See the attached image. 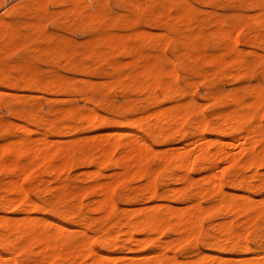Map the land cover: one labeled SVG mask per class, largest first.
I'll use <instances>...</instances> for the list:
<instances>
[{
    "label": "rangeland",
    "instance_id": "rangeland-1",
    "mask_svg": "<svg viewBox=\"0 0 264 264\" xmlns=\"http://www.w3.org/2000/svg\"><path fill=\"white\" fill-rule=\"evenodd\" d=\"M98 1L99 0H0V18L5 17L8 20V22H10L11 24H16V25L21 26L20 27L21 32L25 31V32L21 33V36L23 35L24 40L28 39L27 35H28V37L31 36L29 39L34 40V41L30 40L31 42L29 40H27V42H25L23 40V38H20V40L22 39L23 41L21 40L22 42H20L18 45H16L17 48L14 47L12 53H11V49L9 51L10 53L6 52L9 54V56H8V54L6 56V53L0 55V59H2L1 62L3 64V66L1 65L2 66L1 70L4 71V75H7V76L10 75L13 79H18V80H23V81L28 80L27 76H28V78L35 77L39 82V86L42 88L45 85H48V83L46 84V81L50 82V80L59 76L58 80H57L58 81L57 84L58 85L60 84V87L58 85L57 86L59 88H61V86H63L61 88L62 90L66 84L68 85V87L69 86L71 87L72 85L76 86V87L78 86V88L81 86L82 87L86 86V82H84L85 79L86 80L88 79L87 81H89V83H90V86H89V83H87V86H86L87 88H88V86L90 87V92L87 95V97H89V98L84 99V100L82 98L80 99V96L77 95L76 92H74V89H70V90L63 92V93L59 91V92H56L53 94L52 93H45L44 94L40 90L24 88L23 87L24 82H22V81H20L18 83V85L20 84V86H19L20 88L19 87L8 88L6 86V84H0V144H1L0 146H3V144H6V145L9 144L12 140L16 139L20 134H22L21 130H20L21 128L17 127L15 124L16 123V115H22L24 117V120H26V121H28L31 116L36 115L40 118L41 122H43V124H44V123H47L48 121L50 122L51 117H52L51 121L54 120L53 118L56 119L57 116L60 119L59 116L64 114L68 108H72V109L74 108L73 109L74 115L77 118L76 122L79 126L76 131L70 132L67 128H65V126L60 124L59 126H57L58 127L57 129L61 133L58 130L57 131H51L52 129H50V132H54L53 134L47 133L48 135L50 134V138L54 141H58V140L60 141L61 140L62 142H65L66 145L68 144L67 143L68 141L70 143L72 142L71 147H72L73 152H74V153H72V155H73L72 156V165L70 166V168L61 172L58 175V177L51 178V179H49L48 182L45 181V183H44L45 187L44 188L41 187L42 189L40 188V190L36 191V193L34 195H32V199L36 200V202H39L38 203L39 207L37 208L36 212H32L31 214H32V216H37L38 213H41L46 218H50L54 222H57L58 224L65 225L69 230H72V232H73L72 235L75 236L76 238L80 237V232L83 230L90 237L88 239L96 241V243H95L96 247H98V245H97L98 239L104 234L103 232L106 231V226H99V225H97V223H91L89 225L90 227L86 226V224H88L89 221H93V219L97 217L96 214L89 211L90 202L94 198V194L91 192H88V193H85L84 196H80L78 194H75V191H77V193H78V189L80 192V190L82 188H87V187L93 185L97 181L102 182V181L108 180V179L114 177L113 175L116 172H119V169L115 168L110 163L105 164V166H102V165L96 166L94 164L92 167L91 165H89V163H88L89 159L93 158L94 156L97 157L98 153H100V151L97 150L96 147H95L96 149L94 148V144H92V143H91L92 145L89 144L90 143L89 136L90 137H93V136L96 137V134L97 135L99 134L98 137H96L97 139L106 140V138H108L112 134L124 130V128L122 126L116 124V121L119 118H121V117H125L128 119L133 118V117L138 118L143 112H146V111L151 112V111L155 110L156 107H158V108H156L157 110L161 109L163 106L165 107L168 105V107H169V104L172 107L174 102L176 103V101L179 100V98H180L182 103H183V101L185 103H188L187 100L192 96L201 105L202 114H204V116H206V118H208V120H211L213 122H219L220 123L221 121H223V119H221V117L219 118L220 120H217V118H215V116H214L217 112H220L221 114H224V115H226V114L231 115L233 113L232 116L237 115V114H239L238 116H240V114H241V116L243 115V117L250 116L249 114H251V117L253 118V123H255V122L257 123L258 120H261L264 123V106L260 109V111H256V110H250V112H249V110L247 111V107L253 101V99L251 98L252 96L250 94L253 91V89L261 88L264 90V88L261 87V82H264V79L259 73L260 71L263 70V67H264V31H258L255 28L250 27L238 35V38L240 37L239 40L244 38L243 39L244 43H241L242 45L240 44V46H239V49H238L239 53L238 54H240V55L242 54L243 57L245 56L244 58L248 62V63L246 62V64H245V71L242 70L243 67H242V65H240L241 66L240 67L241 71H240L239 68L237 67V64H235L234 61H232L230 63V61L233 58L236 59L235 57L238 55L237 52L236 51L232 52V51L228 50L229 48L226 46L224 48L225 50L222 49L223 45L221 46L219 44L220 38L219 39L217 38V37H220V36H218L219 30H218L216 25L212 24V23H214V20L216 18H218V16L228 17L231 15L229 18L235 19L234 17L240 18V15L253 14L257 10L250 11L247 9V4L249 3V0H247L248 3L246 2V0H241V1L240 0H191L193 6L195 8L194 14L190 15V18H189V16L187 17L186 14H183V17L181 19H179V23H180V21H182L184 18V21H182L183 23L181 22V25L179 23L177 24L176 20H174L173 17H171L173 19L172 20L173 26H172V24H169V23H171V21L169 19L170 14H172L171 16H174L173 14H176V13H177L176 15H180V13L175 8L176 3L173 4V6H172L173 9L171 10V13L165 12V13H167V16H165L164 10H165V8L169 9L170 5L168 4L169 6H167L168 2L163 3L164 0L163 1L162 0H156L155 7L157 8L156 9L157 12H154V14L156 16L153 14L141 15L140 19H139V23H136V21H135V10H134V7L132 6V2L134 0H130V1L129 0H105V2H104V0H101L102 2L101 1L98 2ZM158 1H159L160 5H158V3H157ZM130 2H131V4H130ZM24 3L25 4L31 3L30 5L40 6L42 9L45 8L44 10H41L42 12L46 13V14H44L45 16L43 19V23L45 24L44 26H46V28L44 31L41 32L44 36L41 33L40 34L35 33L36 31H34V29H32V28L31 29H24L22 27L25 23H27V24L32 23V19L34 17L32 12L27 13L24 17L11 15V18H10V15H8L12 11V9L17 7L18 5H23ZM163 4H164V6H167L164 8V10L162 8ZM99 7H100V9H99ZM71 10L76 11V14H74ZM196 10H197V12H195ZM101 11L103 12L104 15L101 14ZM77 12H79V13L77 14ZM90 13H92L91 15L94 14L93 16L95 19L90 15ZM95 13H97L96 14L97 18L95 16ZM160 13H161V15H160ZM212 13H214L215 16L212 15ZM105 14L107 16L106 17L107 19H103V18H105ZM64 15H65V17H64ZM214 17H216V18L214 19ZM174 18H175V16H174ZM191 18H192V21H190ZM207 18H208V21H210V22L212 21L211 24L208 23ZM211 18H213V19H211ZM81 19H82V22H81ZM188 19H189V21H188ZM168 20H169V23H168ZM197 20H198V22H197ZM201 20L205 21V23H208V24L206 25L204 23V25H203V22H201ZM236 20H237V18H236ZM90 21L95 22V25H89L88 23H91ZM177 21H178V19H177ZM185 21H188V24H187V22L184 23ZM96 22H97V24H99V26L96 25ZM102 22L103 23L105 22L106 24H105V26L103 24L101 27ZM197 23H199L200 25ZM183 24H184V26H183ZM25 25H24V27H25ZM103 26L105 29L103 28ZM32 30L34 31V35H33ZM136 30H138L137 34H136ZM46 31H47V33H44ZM111 31L114 33H112ZM141 31H143L142 34H141ZM147 31L152 32L150 37H152V35H153V37H154L153 41H151V38L145 39L147 37L149 38V35H150V34L149 35L147 34ZM106 32H110L109 33L110 35L107 33L108 36H111V33H112V35L120 34L121 36L118 35L120 37H123L122 35H124L125 38L123 37L122 40L123 39L127 40V43L124 40L123 42H125V45L123 44L124 45L123 47L119 46V47L110 49L109 55L107 52V51H109L108 49L105 48V49L101 50L102 48H104V46H102L99 48V50L102 51L103 54L105 51L107 52V53L105 52V54L103 55L104 58H103V56H102V58L97 57L94 60H92V58H87L92 53L90 44L92 43V41L95 40L94 36H96V38L98 37L99 39H101V37H99V36L102 35L103 36L102 38H104V37L106 38ZM26 33H27V35H26ZM144 33H145V38H144ZM164 33H165V37H164ZM215 33L217 34V36H215V38L218 39V41L216 40L217 44H216L215 39H214ZM55 34L58 37L55 36ZM158 34H160V35H158ZM37 35L39 37L41 36V38H44V41H43V39L38 38ZM157 35H158V38H156ZM243 35H245L246 37H244ZM34 36H36V38H34ZM168 36H169V38H168ZM171 36L173 37V39L170 41L169 39L172 38ZM52 37H55V38L52 40L51 39ZM137 37L138 38L140 37V39H141V41L139 43H136L139 40ZM37 38H38V40H37ZM56 38H58L59 41ZM162 38L164 39V41L162 40ZM165 38H167V39H165ZM60 39H61V41H60ZM50 40H52V41H50ZM129 40L131 42H129ZM167 40H169L168 43H167ZM189 40H191V41L189 42ZM39 41H40V43H38ZM42 41L45 43H43ZM49 41L51 42V45H50ZM57 41H58V43L59 42H62V43H59V46L61 49L59 50V52L56 53L53 51V48L56 45L55 43H57ZM156 41H157V44H156ZM149 42H152V43L149 44ZM145 43L147 45H145ZM163 43L164 44L166 43V44L164 45ZM159 45L161 46V48L164 47V48H162L163 50L161 49V51H160L162 54L159 53L160 49H157L160 47ZM188 46L190 47V49ZM187 48H188L189 52H191L193 50L194 51L191 53L188 52V54H186V51H188ZM252 50L256 53L262 54L263 55L262 59L259 58V59L255 60V58L252 54L249 55V51H252ZM146 52L148 54H146ZM216 52H219L223 58L222 59L223 64L221 66V70H220V67L212 66L213 64L212 65L208 64L205 61V59L212 57V54L217 55ZM222 52H224V53H222ZM139 53L142 56L144 55V57H142ZM153 53H155V56H156V54H157V56H158V54L160 56L155 57V56H153L154 55ZM196 53H198L197 55L199 56L197 60L201 61V58H202L205 61V64H203L204 63L203 60L201 62H199L197 60L188 61V59H186L189 57L190 58L193 57V55ZM219 53H218V55H220ZM232 53H234V54L232 55ZM110 54H112L111 55L112 57L110 56ZM163 54H164V56H163ZM200 54L201 55L203 54V55L200 57ZM209 54H211V56ZM223 54H225V55L223 56ZM105 55H107V58L105 57ZM139 55L142 58H140ZM149 55H150V57H149ZM175 55H177V58ZM109 56H110V58H109ZM137 56L140 58L139 61H138ZM180 56L181 57L183 56L181 58L183 61L180 59ZM207 56H208V58H205ZM146 57L148 60L145 62L144 59H146ZM162 57H165L164 58L165 61H162V59H161ZM247 57H248V59H247ZM167 58H169V59L167 60ZM175 58H176V61H175ZM130 60H131V63L129 62ZM154 60L155 61L157 60V63L154 62ZM158 60H159V62H158ZM169 60L170 61L172 60L171 63L173 62V64L168 63ZM178 60H181L182 63L186 62L187 66L185 67L184 70L180 69L181 68L180 67L181 61H178ZM224 60L227 61L226 62L227 64L225 63ZM250 60H251V62H250ZM135 61H137V62L135 63ZM140 61H141V63H140ZM142 62H144L145 64H143ZM147 62H149V63H147ZM162 62H163V65H162ZM164 62L166 64H164ZM119 63H121L122 66H120V68H117L118 65H121ZM129 63H130V65H132L134 67V69L132 66L128 67ZM114 64L116 66H114ZM141 64H143L144 66H141V68L138 67V65H141ZM230 64H231V66H230ZM26 65H27V67H26ZM125 65H128V66H125ZM178 65H179V67H178ZM146 66H147V68L149 67L147 69L148 71L145 69L143 71L142 68H146ZM156 66H158V67H156ZM163 66L164 67L167 66V67L164 68ZM170 66H173V70L177 69L178 75H180L182 77L181 80L179 78V84L178 85H176L175 83L172 82L171 75H170V77L167 75V74H170L171 71H173V70L170 71V69H171ZM112 67H114L118 70H116V69L113 70ZM130 68L134 70L133 72H135V69L136 70L139 69L140 71H137V72H139V73L142 72V73H140V76H138V73L135 72L134 74L136 76H134V74H133V77L130 78V76H132L130 74L133 73L132 70L130 71ZM152 68H154V69H152ZM215 68L216 69L219 68V69L214 70ZM127 69H129V70H127ZM149 69H151V71ZM236 69L239 70V72H237L238 74L236 73ZM247 69H248V71H247ZM126 70H127V72H126ZM154 70H155V72H154ZM156 70H157V73H156ZM162 70H163V72H162ZM201 70H202V72H201ZM115 71H118L119 73L117 72V74H116ZM149 71L153 72V74H151V76L148 75L150 73ZM159 71L162 73L160 74ZM197 71H200L202 73V75L200 77H198V76L195 77V75H197V73H196ZM206 71H208V72H206ZM129 72H130V74H129L128 78L132 79L133 87L134 86L136 87V88L134 87V89H133L132 85H129V83L130 84L132 83V82H130L131 81L130 79L127 80L128 82H125L126 81L125 78H122L125 74L127 77V73H129ZM147 72H149V73H147ZM167 72H169V73H167ZM83 73H85V76H83ZM122 73H123V75H122ZM165 73L168 76V78L163 76ZM258 73H259V76H258ZM114 74H116L115 76H118V75L119 76L113 78ZM206 74L209 76V79L207 80V82L210 84H213L216 88L215 96H216V102L217 103H214V104L211 102L209 103L208 100L204 99V94L206 92L205 87H203L199 83L196 84V81H198V79L199 80L202 79V81H204V77H207ZM229 74H230V76H229ZM233 74L235 76L237 74L238 78L233 79V76H234ZM30 75H31V77H30ZM161 75L163 76V78L161 77ZM141 76L145 79V81L147 80L146 83L145 82L140 83L141 81L142 82L144 81ZM146 76H149V79ZM110 77H111L112 81L110 80ZM137 77H139V78H137ZM112 78L113 79L117 78L116 82H117V80L119 81L118 85L114 84L115 80L113 82ZM137 79H139L140 81L138 80V82H137ZM231 79H233V80H231ZM81 80H83V81H81ZM98 80L101 82H99ZM109 80L113 83L111 84V82ZM152 80H154V81H152ZM170 80H171V82H170ZM234 80H236V81H234ZM120 81H122V82L124 81V83H126L125 86L129 85L128 88L132 87V88H130L131 90H127V91L119 90V84L120 85L122 84V82L120 83ZM102 82H105V83H102ZM168 83H171L170 84L171 85V92H170L169 96L172 93V96L174 98V99H171V101H170L171 103L168 102L169 100L168 101L165 100V97L163 96L164 95L163 91L160 90L161 85L164 86V84H168ZM184 83H186V84H184ZM142 84H144V86L148 85V87H150V85L152 84L150 88H155L158 86L154 91L155 94L154 93L153 94L152 93L151 94L150 93L144 94L145 91L143 92L140 89L142 87V86L140 87V85H142ZM67 85H66V88H64V89H68ZM123 85L124 84H122V86ZM172 85H174V86H172ZM180 85L186 89L185 94H184L185 89L183 87H181ZM176 86L177 87L179 86V88H178L179 90L182 88V91H183L182 96L183 97L182 96L179 97V95L177 94V93H180V95H181V91H179L176 88ZM108 87H109V89H108ZM120 88H121V86H120ZM123 88H125V87L123 86ZM249 88H250V90H249ZM135 89H137V90H135ZM157 89L160 92L157 91ZM235 89H236V92L238 94L235 92ZM231 90L233 93L231 92ZM156 91H157V93H156ZM173 91L175 94L173 93ZM149 94L151 97H149ZM229 94L230 95L233 94L232 97ZM78 96H79V98L76 99ZM235 96H236V99L234 101ZM237 97L238 98L240 97L239 99L244 98L245 100H241L242 101L241 102ZM42 98H45V99H42ZM47 98L48 99L50 98L51 100L50 99L48 100ZM148 98H150L151 100L153 98H155L156 99L155 105L146 103ZM229 98L234 102L232 103ZM217 99H219V101ZM246 99H248V100H246ZM237 100H239V102ZM236 101L238 102V105H236L237 104ZM153 103H154V101H153ZM239 103L240 104L244 103L247 106H245L244 104L239 106ZM1 105H2V107H1ZM235 105L238 107H236ZM87 106L88 107H94L100 115L105 117L102 124L97 125V126L86 125L81 120H79L81 117V113L83 114L84 112H86ZM174 106H176V105H174ZM233 106H235V107H233ZM236 108L238 109V111H236L237 110ZM242 108H243V111H240ZM177 110L181 114L183 113V114L187 115V119H186L185 123H183V125L180 126L181 129L183 126L184 127L182 130H184V131H186V130L188 131L191 128H193L195 125V122L193 123V120L194 121L198 120V117L195 115V113H194V115H195L194 116L193 111L191 109L186 110L183 106ZM185 110H186V112H182ZM190 111H192V113ZM243 112L246 114L245 116H244ZM189 113H191L190 116H189ZM253 114H255V115L253 116ZM55 115H56V117H55ZM62 117H63L62 119H65L64 118L65 115L64 116L62 115ZM222 117H223V115H222ZM254 125H256V124H254ZM190 126H193V127L190 128ZM176 127H178V128H176ZM176 127L174 128V130H172V132H177V130L180 129L179 126H176ZM18 128H19V130H18ZM31 128L34 130L33 136L35 138L40 135V132H42V131L44 132L42 127H40V128L31 127ZM185 128H186V130H185ZM190 131L193 132L194 130L192 129ZM139 132L144 136L146 141L154 149H157V150H160V149L164 150L165 148L167 149L168 147H173V146L175 148L176 147L180 148L183 144H186L188 142L190 143L192 141L190 134H187L186 136L181 137V135L174 133L168 139V142L166 145V143L163 142L162 138L151 139L148 137V135L146 134L145 131H139ZM235 136L236 135H233V134L228 136L227 137L228 138L227 144L224 146L230 154L237 156L239 151L245 146V144L243 143V139H241V141H239V142H236L235 138H233ZM73 139H75V140L73 141ZM78 140H79V143L82 142V146H80V144L79 145L74 144V142L75 141L78 142ZM168 143H169V146H168ZM83 144H84V147H83ZM197 144H198V141H195V145L190 147L189 150H187V151L191 152L192 156H194L196 151L200 148V146ZM120 152H121L120 149L116 148V150L113 154V160L119 158ZM162 155H164V154H162L160 152L158 154H155V157H152L150 159L151 167L153 168V171H155L154 174L152 173V178H151V176L149 178L145 177V176H141L139 173L131 174L130 176L127 177V180L125 178V180L121 183L122 185L119 187L120 189L116 188V191H118V192H116V195H115L117 197L116 201L118 203V214L121 213V210L123 208L128 207L127 197H131L130 196L131 193H134L135 191L137 193V197L134 198V206H132V208H137L138 205H140L142 202L147 201L149 198V195L146 192H144L143 190H144V187L146 185H148V183H150V182L151 183L153 182L156 185V187L158 189V194L159 195L164 194V196H167L168 200L176 208H183V207H186L187 205L190 204V203L184 202L183 199H186L184 197H186V196L190 197V198L192 197V199L196 197L197 187L200 184H202L203 177L206 176L207 171L204 169L205 166H198L197 164H195L194 166H191V168L189 170H187V172L185 173V171H186L185 169L176 168L175 165H173V163L164 162L163 160H161ZM25 159L22 160L21 163L23 165L32 166V165H30L31 164L30 163L31 156L30 157L27 156V158H25ZM34 162L35 161H33V163ZM73 162H74V164H73ZM163 162H164V164H163ZM170 163H171V165H170ZM227 164H228L227 162L221 163L217 173H220L221 172L220 170H225V171L229 170V167H228L229 164L228 165ZM74 167H76V168H74ZM101 168H102V170H101ZM172 168H173V170H172ZM198 168H199V171H198ZM184 173L188 174L192 178V183H191L192 186H190L186 189V191L184 192L185 196L182 197V196H180V194H178L177 191H175V190H179L182 187L181 183L174 181V180H175L176 176L184 175ZM250 173L251 172H247L246 173L247 178L245 179L246 181L244 179L243 180L245 181V184L249 183L248 185L253 186V191L251 193L253 199L260 200L264 196V189L261 187V185H263L262 181H261L263 178H262V176H260L258 178L259 180L255 179L254 177H252V173L251 174ZM259 173L263 174L264 168H261L259 170ZM231 175H233V174H231ZM229 179L230 178L224 179L225 191H226V194L228 197H232L233 194L234 195L247 194L244 192V189L243 190L238 189V188H240L238 186V184L240 183V181H242V178L240 176H236V178L233 181H230ZM7 181H9V177L6 174V172L0 171V195H1L0 196V205H2V202H4L5 200H7L10 197V194L8 193L9 182H7ZM21 182H22V180H21ZM35 183H37V181L31 180L30 178L28 180L26 179L24 181L25 185L35 184ZM62 186H64V189L60 188ZM81 186H82V188H81ZM57 187H59V188L57 189ZM232 187H234V188H232ZM62 190L64 192H62ZM72 191L74 192V195H76V197L73 195ZM138 191H141V192H139L140 194L138 193ZM171 191H174V192L171 193ZM261 191H262V193H261ZM168 193H170V194H168ZM174 194L175 195L178 194L179 196L178 195L175 196ZM180 197L182 200L180 199ZM79 201H82L81 212H79V214L76 217H74L72 219H68V220H64L62 218V216L54 214L53 212H51V210L49 208L51 205H54L60 211H62L61 209H63V210L64 209H67V210L73 209L74 211H77V207H78L77 205H78ZM181 201H183V203ZM125 202H126V204H125ZM201 202H202V205L204 207H207V206L210 207V205H212V204L214 205L217 202V194L213 193L210 196L209 195L205 196L203 199H201ZM6 211L7 212H14V216L16 218L24 217V214L22 213V210H20V209H16V211H15V208H13V209H6ZM3 214H2L1 209H0V215H3ZM208 215H209V218H208V216H206V219H204L205 221H203V232H202V236H201V240H202L203 244L200 243L199 247H197L193 244L181 245L180 247H176L174 245H171L169 255L174 253V254H176V256L178 258L177 259L178 261L175 262L174 264H185L182 262L185 258H187V260H194L197 258V256L202 255L203 253H208V254H212V255H219V253H218L219 250L217 248H219L220 250L225 249L223 256L225 259H228V260H232V259H236V258L237 259L246 258V257L248 258V257H251L253 254L262 253V252L264 253V215L257 217V219L255 221H253V223L255 222L254 224L250 223V224H247V226L241 223L243 221V218H244L243 215L244 214L236 215L235 213H232V212L228 213V212H223L221 210L214 209V210H211L210 214H208ZM254 215H255V213H254ZM87 218H90V220ZM226 220H227V222L229 221L228 223H230L232 225V227L235 231L240 232V233H244L245 231H247V236H248L247 239L250 240L251 251H249L248 253L243 252L242 245H244L243 243L245 242L243 239L242 240L240 239V241H239L240 244L235 249H232V246L230 243L219 238L218 232L220 231V227L217 225H219L220 223H226ZM86 221H87V223H85ZM204 230H206V232ZM207 230H208V232H207ZM248 233H250V234H248ZM118 236H120V240L118 242V245L112 248L114 256H122V255H125L128 253L127 247H129V242L127 241V236H123L120 234H118ZM124 237H125V239H124ZM135 237L140 239V238H144V235L143 234H137V235H135ZM173 238L174 237L172 235H168V236L166 235V236L161 237V240H162V242H169ZM204 242H206V243L204 244ZM207 243L211 244V245L207 246L208 245ZM149 250L150 249L148 248V249H144V250H140V251H136V252H137L138 256L141 255V257L142 256L148 257L150 255ZM241 253H243V254H241ZM7 257H11V256L7 255ZM14 257L17 259H21V258L27 259L29 257V255H27V254H24L23 256L15 255ZM229 258H231V259H229ZM253 262H255L256 264H264V259H259V260L253 261ZM202 264H206V262L202 263Z\"/></svg>",
    "mask_w": 264,
    "mask_h": 264
},
{
    "label": "bare ground",
    "instance_id": "bare-ground-1",
    "mask_svg": "<svg viewBox=\"0 0 264 264\" xmlns=\"http://www.w3.org/2000/svg\"><path fill=\"white\" fill-rule=\"evenodd\" d=\"M100 1L101 0H99L98 2H100ZM104 2H105V0H104ZM166 2H168L167 6H169V5L170 6H169V9L165 8L167 6H164V4H163V7L161 6L163 8V10L165 8L164 13L165 12L171 13V10L173 9L172 6L175 3H176L175 8L180 13V15H176L177 13L173 14L175 16V18H174V16H171L172 14H170L169 19H170L171 23H169V20H168V23L172 24V26H173V22H172L173 19L176 20V22L178 24L179 19H181L183 17V14H186V16L187 17L189 16V18H190V15L194 14L195 8H194L191 0H164L163 1V3H166ZM246 2L248 3L247 0H246ZM155 3H156V0H134L132 2V6L134 7V10H135V21H136V23H139V19H140L141 15H145V14L155 15L154 12H157V10H156L157 8L155 7ZM157 3H158V5H160L159 1ZM30 4L31 3H29V4L24 3L23 5H18L17 7L12 9V11L8 15H10V18H11V15L24 17L27 13L32 12L33 16H34L33 19L31 18L32 23H28V24L25 23L26 24V25L24 24L25 27H24V25L22 27L24 29H31L32 28V29H34V31H36L35 33L40 34L46 28V26H44L45 24L43 23V19L45 16L44 14H46V13L41 11V10H44L45 8L42 9L40 6H34V5H30ZM130 4H131V2H130ZM99 9H100V7H99ZM247 9L250 11H252V10H257V11L254 12L253 14L240 15V18L234 17L235 19H232V18L230 19L229 17L231 15L228 17H225V16H218V18L214 17V19L216 18L214 20V23H212V21L211 22L208 21V18H207L208 23H210V24L212 23L213 25L217 26V28L219 30L218 36H220L217 38L218 39L220 38L219 44L221 46L222 45L224 46V47L222 46L223 50H225L224 48L226 46L229 48L228 50H230L232 52L236 51L238 54L239 53L238 49H239L240 44L244 43V41H243L244 38L240 39V40H239L240 37L238 38V35L240 33L244 32L245 30H247L250 27H253L258 31H264V0H249V3L247 4ZM72 12L74 14H76V11L73 10ZM79 12H77V14ZM195 12H197V10ZM91 14L92 13H90V15ZM96 14L97 13H95V16L97 18ZM101 14L104 15L102 11H101ZM93 15H91V16L94 18ZM160 15H161V13H160ZM164 15L167 16V13H165ZM212 15H214V13H212ZM64 17H65V15H64ZM106 17L107 16L105 14V18H103V17L102 18L107 19ZM171 17H173V19ZM236 18H237V20H236ZM177 19H178V21H177ZM211 19H213V18H211ZM182 21H184V18ZM182 21H180V23H179L180 25H181ZM188 21H189V19H188ZM188 21H185L184 23L187 22V24H188ZM190 21H192V18L190 19ZM81 22H82V19H81ZM92 22L88 23V24L89 25H95V22H93L94 24ZM197 22H198V20H197ZM201 22H203V25H204L205 21L201 20ZM208 23H205V24L207 25ZM103 24L105 26L106 23L102 22L101 27ZM197 24H199V23H197ZM96 25L99 26V24H97V22H96ZM104 26H103V28H104ZM183 26H184V24H183ZM20 27L21 26H19V25L11 24L10 22H8V20L5 17L0 18V55L5 54L6 52H9L10 49H11V53H12L13 48L16 47V45H18L20 42H22L24 40L23 35L21 36V33L25 32V31L21 32ZM34 31L32 30L33 35H34ZM137 31L138 30H136V34H137ZM142 32L143 31H141V34H142ZM148 32L149 31H147V34L148 35L150 34L149 38L148 37L145 38V33H144V38L145 39L151 38V41H153V39H154L153 35H152V37H150L152 32H149V33ZM44 33H47V31ZM107 33L109 34L110 32H106V38L105 37L102 38L103 36L101 35V36H99V37H101V39H99L98 37H97L98 38L97 39L96 36H94L95 40L93 39L94 41H92V43L90 44L92 53L90 52L91 54L87 58H92V60H94L97 57L102 58V56L106 52L105 51L103 54V52L99 50V48L102 46H104V48H102L101 50H103L105 48L108 49L109 51H107V52L109 55L110 49H113V48H116L119 46L123 47L125 45V42H123L125 39L122 40L124 35H122L123 37H120L121 36L120 34H118L120 36H118L117 34L112 35V33H114V32H112L111 36H108ZM26 35H27V33H26ZM158 35H160V34H158ZM158 35L156 38H158ZM55 36H57V35L55 34ZM215 36H217L216 33L214 35V39L216 42V40L218 41V39H216ZM243 36L246 37L245 35H243ZM30 37H28V35H27V38H28L27 40L30 41L31 40V39H29ZM164 37H165V33H164ZM20 38H23V40L21 39L22 40L21 41ZM34 38H36V36H34ZM38 38H41V36L40 37L38 36ZM38 38H37V40H38ZM54 38L55 37H52L51 39L53 40ZM168 38H169V36H168ZM41 39H43V41H44V38H41ZM56 39H58V38H56ZM138 39L139 40L136 43H139L141 41L140 37ZM165 39H167V38H165ZM172 39H173V37L170 38L169 40L171 41ZM27 40L25 39L24 41L27 42ZM52 40H50V41H52ZM162 40L164 41L163 38H162ZM169 40H167V43ZM31 41H34V40H31ZM58 41H59V39H58ZM58 41H57V43H55L56 45L53 48V51L56 53L59 52V50L61 49L59 46V43H62V42L58 43ZM60 41H61V39H60ZM125 41L127 43V40H125ZM190 41L191 40H189V42ZM129 42H131V41L129 40ZM38 43H40V41ZM43 43H45V42H43ZM150 43H152V42H149V44ZM156 44H157V41H156ZM216 44H217V42H216ZM50 45H51V42H50ZM145 45H147V44L145 43ZM162 48H164V47H162ZM162 48H161V46L159 48H157V49H160L159 50L160 54H162L160 52ZM189 49H190V47H189ZM187 50H188V48H187ZM193 51H191V52H193ZM188 52H189V50L186 51V54H188ZM191 52H189V53H191ZM224 52H222V53H224ZM218 53L219 52H216L217 55L212 54V57H210V58H208V56L205 57V58H208V59H205V61L208 64H211V65L213 64L212 66L220 67V70H221V66L223 64V61H222L223 58H222V55L220 53H219L220 55H218ZM7 54L8 53H6V56H7ZM112 54H110V56ZM146 54H148V53L146 52ZM153 54H154L153 56H155V53H153ZM197 54L198 53L194 54L193 57H191L192 59L190 57L186 58V59H188V61H190V60L195 61L199 57ZM233 54L234 53H232V55ZM250 54H252L254 56L255 60L259 59V58L262 59V57H263L262 54L256 53L253 50L249 51V55ZM140 55H139L140 58L144 57V55L143 56L141 55L142 57ZM202 55L200 54V57ZM209 55L211 56V54H209ZM224 55L225 54H223V56ZM8 56H9V54H8ZM110 56H109V58H110ZM158 56H160V55L158 54ZM158 56L156 54L155 57H158ZM163 56H164V54H163ZM175 56L177 58V55H175ZM105 57L107 58V55H105ZM139 57H138V61L140 59ZM149 57H150V55H149ZM182 57L180 56V59ZM244 57L242 56V54L241 55L238 54L235 57L236 59L231 58L232 60L231 61L229 60V61H230V63L232 61H234L235 64H237V67L239 68V70L241 67L240 65H242V67L244 68V69L242 68V70L245 71V64H246L247 60H245ZM103 58H104V56H103ZM164 58L165 57L161 58L162 61H165ZM176 58H175V61H176ZM168 59L169 58H167V60ZM247 59H248V57H247ZM131 60L129 61L130 63H131ZM144 60L146 62L148 60L147 57ZM181 60H178V61H181ZM202 60L203 59L201 58V61ZM1 61H2V59H0V84H6V86L8 88L19 87L20 84L18 85V83L20 81H22V82H24V85H23L24 88L40 90L44 94L45 93H52L53 94V93H56L59 91L63 93V92H66L70 89H74V92H76V94L80 96V99L82 98L84 100V99L89 98V97H87V95L90 92V87H89L90 83H89V81H87L88 79L87 80L85 79L86 81L84 79L83 80H84V82H86V86H87V83H89V86H88L89 89L86 86H83V87L81 86L78 88V86L76 87V86L72 85L71 87L70 86L68 87V85L66 84L68 89H64V88H66V85H65L63 90H62L61 88L63 86H61V88H59L60 84L59 85L57 84V82H58L57 80H58L59 76L53 78L52 80H50V82L46 81V84L48 83V85H45L42 88L39 86L38 80L35 77H31V75H30L31 78H28V76H27L28 80H24V81L18 80V79H13L10 75H8V76L4 75V71L1 70V67L3 66ZM141 61H140V63H141ZM169 61H168V63H171L172 60L170 62ZM182 61L180 63L181 64L180 69L184 70L185 67L187 66V64H186V62L182 63ZM197 61H199V60H197ZM201 61H199V62H201ZM205 61L203 64H205ZM136 62L137 61H135V63ZM154 62L157 63V60L156 61L154 60ZM158 62H159V60H158ZM226 62L227 61H225V63ZM250 62H251V60H250ZM130 63H129V66L128 65H125V66H128V67L132 66V65H130ZM142 63L145 64L144 62H142ZM147 63H149V62H147ZM119 64H121V63H119ZM143 64L138 65V67L141 68V66H144ZM164 64H166V63L164 62ZM171 64H173V62ZM162 65H163V62H162ZM114 66H116V65L114 64ZM120 66H122V64L118 65L117 68H120ZM230 66H231V64H230ZM26 67H27V65H26ZM156 67H158V66H156ZM166 67H164V68H166ZM170 67H171V69L169 68L170 71L173 70V66H170ZM178 67H179V65H178ZM112 68H113V70L116 69L114 67H112ZM148 68L146 66V68H142V70L144 71V69L147 70ZM133 69H134V67H133ZM133 69L130 68V71L132 70V72H133L134 71ZM152 69H154V68H152ZM218 69L215 68L214 70H218ZM116 70H118V69H116ZM127 70H129V69H127ZM127 70H126V72H127ZM149 70L151 71V69H149ZM239 70L236 69V73L239 72ZM137 71H140V70L135 69V72L138 73V76H140V73H142V72L139 73ZM247 71H248V69H247ZM115 72L117 74L118 71H115ZM135 72H133L132 74H130V72H129V73H127V77L125 74L124 75L125 77L123 76L122 78H125V80H126L125 82H128L127 80L132 78L133 74ZM149 72H147V73H149ZM154 72H155V70H154ZM162 72H163V70H162ZM162 72H160V74ZM201 72H202V70H201ZM201 72L197 71L196 72L197 75L194 74L195 77H197V76L200 77L202 75ZM206 72H208V71H206ZM156 73H157V70H156ZM167 73H169V72H167ZM259 73L264 79V67H263V70L260 71ZM259 73H258V76H259ZM116 74H114L113 78L119 76V75L115 76ZM129 74L132 75V76H130V78H128ZM151 74H153V72H150L148 75L151 76ZM237 74H236V76L233 74L234 75L233 79L238 78ZM122 75H123V73H122ZM162 75H161L162 78H163V76L168 78V76L170 77V75H171L172 82L175 83L176 85L179 84V78H180V80L182 78L180 75H178L177 69H174L173 71L170 72V74H167L168 76L166 75V73L163 76ZM83 76H85V73H83ZM134 76H136V75L134 74ZM229 76H230V74H229ZM146 77H148V79H149V76H146ZM137 78H139V77H137ZM116 79H113V82L115 80L114 84L118 85L119 81L117 80V82H116ZM142 79L144 81L143 82L141 81L140 83H144V82L146 83L147 80L145 81V79L143 77H142ZM208 79H209V76L207 75V77H204V81H202V79H200V80L198 79V81H196V84L199 83L203 87H205L206 92L204 94V99L208 100L209 103L211 102L214 104V103H217L216 102V96H215L216 88L213 84H210L207 82ZM233 79H231V80H233ZM83 80H81V81H83ZM110 80H111V77H110ZM130 80H131L130 82H132V79H130ZM138 80L139 79H137V82H138ZM154 80H152V81H154ZM234 81H236V80H234ZM99 82H101V81H99ZM113 82H111V84ZM121 82L122 81H120V83ZM170 82H171V80H170ZM102 83H105V82H102ZM122 84H124L123 86L125 88H123ZM122 84L121 85L119 84V90H121V91L131 90L130 88L133 87V82L131 84L129 83V85H132V87H130V88H128L129 85L125 86L126 83H124V81L122 82ZM170 84L171 83L164 84V86L163 85L160 86V90L163 91V94H164L163 96L165 97L166 101L169 100L168 102H170L171 99H174L172 96V93L169 96V94L171 92V85ZM184 84H186V83H184ZM151 85H150V87H151ZM120 86H121V88H120ZM172 86H174V85H172ZM134 87H133V89H134ZM140 87H141L140 89L143 92L145 91L144 94L145 93H150V94L152 93L153 94L155 89L158 86L157 87L154 86L155 88H150V87H148V85L144 86V84H142V85H140ZM181 87H183V86H181ZM176 88L178 89L179 86L178 87L176 86ZM108 89H109V87H108ZM137 89H135V90H137ZM249 90H250V88H249ZM157 91H159V90L157 89ZM157 91H156V93H157ZM179 91H181V95H180V93H177V94L179 95V97H181L183 95L182 94L183 93L182 88ZM185 91H186V89L184 90V94H185ZM231 92H232V90H231ZM235 92H236V89H235ZM173 93H174V91H173ZM150 94H149V97H151ZM250 94L252 96L251 98L253 99V101L247 107V111L248 110H249V112H250V110L260 111V109L264 106V90L261 88H256V89H253V91ZM232 95H230V96L232 97ZM79 96L76 99H78ZM155 98L152 99L154 101V103L150 98L147 99L146 103L155 105V100H156ZM42 99H45V98H42ZM235 99H236V96L234 98V101H235ZM188 100H187L188 103H185L184 101L182 103L180 98H179V100H177L176 103L174 102L173 105L171 104L172 107L170 106V104H169V107H168V105L165 107L163 106L159 110H157L156 108H158V107H156L155 110H153L151 112H149V111L143 112L138 118L133 117V118L128 119L125 117H121L116 121V124L122 126L124 128V130L112 134L111 136L106 138V140L97 139L96 137H98L99 134L98 135L96 134V137L93 135H92L93 137L89 136V138H90L89 144H91V143L94 144V148L96 147L97 150L100 151V153H98L97 157L94 156L93 158L89 159V162H88L89 165H91L92 167L94 164L96 166L97 165L98 166L99 165L105 166V164L110 163L115 168L119 169V172H116L113 175L114 177H112L108 180L102 181V182L97 181L93 185H91L87 188H82V186H81L82 189L80 190V192L78 189V193H77V191H75V194H78L80 196H84V194L88 193V192H91L94 194V198L90 202L89 211L96 214L97 217L94 218L95 217L94 216L93 217L94 222L89 221V223L86 224V226L90 227L89 225L91 223H97V225H99V226H106V231L103 232L104 234L98 239V242H97L98 247H96V244L93 243V240L88 239L90 237L83 230L80 232V237L76 238L75 236L72 235V233H73L72 230H69L65 225L58 224L57 222H54L52 219L46 218L41 213H38L37 216H32V214H31L32 212H36L37 208L39 207V204H38L39 202H36V200H33L32 195H34L36 193V191L40 190L41 187H43V188L45 187L44 186L45 181L48 182L49 179L58 177V175L61 172L70 168V166L72 165V156H73L72 153H74L73 149L71 147L72 142L70 143L68 141L67 143L69 145L68 144L66 145V143L62 142L61 140L60 141L59 140L54 141L50 138V134L48 135L47 133L53 134L54 132H50V129H52L51 131H57L58 130L57 126H59L60 124L65 126V128H67L70 132L76 131L79 126L76 122L77 118L74 115V110H73L74 108L73 109L68 108L66 110V112L64 114H62L63 116L65 115V117H64L65 119H62L63 117L61 115V116H59L60 119L57 116L58 119L53 118L54 120L51 121V119H52V117H51L50 122L47 120L48 122L46 121L47 123H44V124H43V122H41L40 118L36 115L31 116L28 121L24 120V117L22 115H16V123L15 124L17 127L21 128L20 130H21L22 134H20L16 139L12 140L9 144H7V145L3 144V146H0V171L6 172V174L9 177V181H7V182H9L8 193L10 194V197L7 200H5L4 202H2V205H0L1 212H2V214L4 213L3 215H0V264H174L175 262L178 261L177 260L178 258L176 256V254H174V253L169 255L171 245H174L176 247H180L181 245L193 244V245L199 247L200 243L203 244V242L201 240V236H202V232H203V221H205L204 219H206V216H208V218H209L208 214H210L211 210L217 209V210H221L223 212H228V213L232 212V213H235L236 215L244 214L243 215L244 218H243V221L241 223L246 225V226H247V224H250V223L254 224L255 222L253 223V221H255L257 219V217L264 215V196L260 200L253 199V197L251 195V193L253 191V186L248 185L249 183L245 184V181H246L245 179L247 178L246 177L247 172H251L252 177H254L255 179H258L260 176H262L263 179L261 181H262L263 185H261V187L264 189V173L263 174L259 173V170L261 168H264V147H262V145H264V123L261 120H258L257 123L256 122L253 123V118L251 117V114L248 113L250 116H245L246 114L244 112L243 113H244L245 117H243V115L241 116V114H240V116H238L239 114L232 116L233 113L231 115L230 114L224 115V114H221L220 112H217L214 115L215 118H217V120H220L219 118L221 117V119H223V121H221L220 123L219 122H213L211 120H208V118H206V116H204V114H202L201 105L199 104V102L196 101V99L193 96L190 97ZM217 100L219 101V99H217ZM239 100L241 101V100H245V99L243 98V99H239ZM239 100H237V101L239 102ZM246 100H248V99H246ZM230 101L232 103L234 102L231 99H230ZM238 102L236 105H238ZM243 104L244 103H242V104L239 103V106L243 105ZM174 105H176V106H174ZM244 105L247 106L246 104H244ZM182 106L186 110L191 109L193 111V115L195 113V115L198 117L197 121L193 120V123L195 122L194 127L190 126V128L193 127L190 129V130L193 129L194 130L193 132L190 130L187 131L185 128V130L187 131L186 132V131L182 130L184 126L182 127V129L180 127L183 125V123H185V121L187 119V115H185L183 113H182L183 114L182 115L177 110V109H180ZM235 106H233V107H235ZM1 107H2V105H1ZM236 107H238V106H236ZM186 110L182 111V112H186ZM192 111H190V112L192 113ZM236 111H238V109ZM240 111H243V108ZM191 113H189V116ZM222 115H223V117H222ZM254 115L255 114H253V116ZM55 117H56V115H55ZM104 118L105 117L100 115L94 107H88L87 106L86 112H84L83 114L81 113V117L79 120H81L86 125L97 126V125H100L103 123ZM254 124H256V125H254ZM176 126H179L180 129H178L177 132H172V130H174V128ZM31 127H35V128L42 127L44 132L43 131L40 132V135L35 138L33 136L34 130ZM19 128H18V130H19ZM176 128H178V127H176ZM139 131H145L146 134L148 135V137L151 139L162 138L163 142H165L166 145H167L168 139L174 133L181 135V137H184L187 134H190L192 141L190 143L188 142L186 144H183L180 148H177V147L175 148L173 146L174 148L168 147L167 149L165 148L164 150H161V149L157 150V149H154L146 141L144 136ZM231 134L236 135L235 137H233V138H235L236 142H239V141H241V139H243V143L245 144V146L239 151L237 156L230 154L224 146L227 144V141H228L227 137L230 136ZM74 140L75 139H73V141ZM195 141H198L197 145H199L200 148L196 151L194 156H192L191 152L187 151V150H189L190 147L195 145ZM74 144H78V145L80 144V146H82V142L79 143V140H78V142L75 141ZM168 146H169V143H168ZM83 147H84V144H83ZM116 148H119L121 152L119 154L120 155L119 158L113 160V154H114ZM160 152L162 154H164L161 156V160H163L164 162L173 163V165H175L176 168L185 169L186 170L185 173L187 172V170H189L191 168V166H194L195 164H197L198 166H205L204 169L207 171L206 176L203 177L202 184H200L197 187L196 197L193 199H192V197L191 198L187 197V196L184 197V198H186V199H183L184 202L190 203V204L187 205L186 207H183V208H176L168 200L167 196H164V194L159 195L156 185L153 182L152 183L150 182V183H148V185H146L144 187V190H143L144 192H146L149 195L148 200L145 202H142L140 205H138L137 208H132V206H134V198L137 197V193L135 191L134 193H131V195H130L131 197H127L128 207L123 208L121 210V213L118 214V203L116 201L117 197L115 196L116 192H118V191H116V188H119L122 185L121 183L125 180V178L127 180V177L130 176L131 174L139 173L141 176H145L148 178L151 176V178H152V173L154 174L155 171H153V168L151 167L150 159L152 157H155V154H158ZM27 156L28 157L31 156V161H30L31 164L30 165H32V166L23 165L21 163V161L24 160L25 158H27ZM33 161H35V162L33 163ZM164 162H163V164H164ZM223 162H227L229 164V165L227 164L229 167V170H227V171L220 170L221 172L217 173L218 169L220 167V164ZM171 163H170V165H171ZM73 164H74V162H73ZM74 168H76V167H74ZM101 170H102V168H101ZM172 170H173V168H172ZM198 171H199V168H198ZM185 173H184V175L176 176V178L174 180V181L181 183L182 187L179 190H175V191H177L178 194H180V196H182V197L185 196L184 192L186 191V189L188 187L192 186L191 185L192 178L188 174H185ZM231 174H233V175H231ZM236 176H240L242 178V181H240V183L238 184V186L240 187L238 189H242V190L244 189V192L247 194H240V195H234L233 194L232 197H228L226 194V191H225L224 179L230 178L229 180L233 181L236 178ZM29 178L31 180L37 181V183L25 185L24 181L26 179L28 180ZM21 180H22V182H21ZM58 188L59 187H57V189ZM60 188L64 189V186H62ZM232 188H234V187H232ZM62 192H64V191L62 190ZM139 192H141V191H138V193ZM172 192H174V191H171V193ZM213 193L217 194V202L214 205L213 204L210 205V207H208V206L204 207L202 205L201 199H203L205 196H208V195L210 196ZM261 193H262V191H261ZM168 194H170V193H168ZM178 194H176V195L174 194V195L177 196ZM73 195H74V192H73ZM74 196L76 197V195H74ZM180 199H181V197H180ZM181 202L183 203V201H181ZM125 204H126V202H125ZM77 206H78L77 211H74L73 209H70V210L61 209L62 211H60L54 205H51L49 208H50L51 212H53L54 214L62 216V218L64 220H68V219H72V218L76 217L79 214V212H81L82 201H79ZM13 208H15V211H16V209L22 210L24 217L16 218L14 216V212H7L6 211V209H13ZM254 213H255V215H254ZM87 219L90 220V218H87ZM228 222L226 220V223H220L219 225H217L220 227V231L218 232L219 238L230 243L232 246V249H235L240 244L239 243L240 239L241 240L243 239L245 241L243 243L244 245H242L243 252L248 253L249 251H251L250 240L247 239V237H248L247 231H245L244 233L237 232L233 229L232 225ZM85 223H87V221ZM204 231L206 232V230H204ZM207 232H208V230H207ZM118 234L123 235V236H127V241L129 242V247L126 246L128 253L125 255H122V256H114V253L112 250L113 247L118 245V242L120 240V236H118ZM137 234H143L144 238H140V239L136 238L135 235H137ZM248 234H250V233H248ZM166 235L167 236L172 235L174 238L171 239L169 242H162L161 237L166 236ZM124 239H125V237H124ZM205 243L206 242H204V244ZM209 245H211V244H208L207 246H209ZM148 248L150 249L149 250L150 255L148 257H146V256L141 257V255L140 256L137 255L136 251H140V250H144V249H148ZM217 249L219 250L218 251L219 255H212V254H208V253H203L202 255L197 256V258L194 260H187V258H185L182 262L185 264H202L205 262H206V264H256L253 261H256L259 259H264V253L261 251L262 253H257V254L252 253L253 255L251 257H248V258L246 257V258H241V259L236 258V259L228 260V259H225L223 256L225 249H222V250H220L219 248H217ZM24 254L29 255V257L27 259H22V258L17 259L14 257L15 255L23 256ZM241 254H243V253H241ZM7 255H9L11 257H7ZM229 259H231V258H229Z\"/></svg>",
    "mask_w": 264,
    "mask_h": 264
},
{
    "label": "snow or ice",
    "instance_id": "snow-or-ice-1",
    "mask_svg": "<svg viewBox=\"0 0 264 264\" xmlns=\"http://www.w3.org/2000/svg\"><path fill=\"white\" fill-rule=\"evenodd\" d=\"M261 87L264 88V82H261ZM262 147H264V145H262ZM93 243H96V241L94 240Z\"/></svg>",
    "mask_w": 264,
    "mask_h": 264
}]
</instances>
